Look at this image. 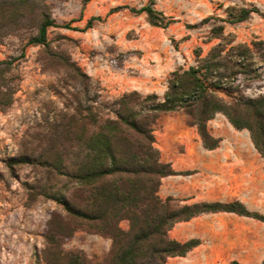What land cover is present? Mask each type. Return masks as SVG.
Segmentation results:
<instances>
[{"label":"trees","instance_id":"16d2710c","mask_svg":"<svg viewBox=\"0 0 264 264\" xmlns=\"http://www.w3.org/2000/svg\"><path fill=\"white\" fill-rule=\"evenodd\" d=\"M79 1L84 7L90 0ZM121 8L145 14L152 26L168 24L150 3L110 12ZM252 13L263 16L255 7L230 6L220 21L236 24ZM31 17L36 31L26 46L39 47L42 65L57 67L72 81L87 83L88 77L76 64L50 47L49 29H70L68 24L51 18L47 5L37 9L28 0H0V30L18 28ZM101 20L90 17L83 30ZM211 32L218 42L204 55L195 49L193 65L169 74L162 99L154 93H123L114 99L112 115L103 116L101 105H82L79 94H71L61 129L55 133L59 143L37 155L21 153L8 160V167L31 166L38 171L34 183L25 185L29 201L46 199L56 205L48 215L35 264H165L199 244L198 239H171L169 231L176 223L222 212L264 224L263 214L237 200L181 204L179 199L158 195L162 178L190 174L176 172L170 163L161 161L154 146V125L160 114L182 111L186 125L195 129L208 151L218 148L221 140L211 135L207 123L221 114L235 130L248 132L264 161V93L250 98L241 92L245 85L262 80L264 42L234 43L223 34L222 25L212 27ZM77 232L109 240L108 250L89 257L79 249H64V242ZM259 264H264V258Z\"/></svg>","mask_w":264,"mask_h":264},{"label":"rangeland","instance_id":"374dc122","mask_svg":"<svg viewBox=\"0 0 264 264\" xmlns=\"http://www.w3.org/2000/svg\"><path fill=\"white\" fill-rule=\"evenodd\" d=\"M28 1L37 9L47 5L51 18L69 25L70 29H49L50 47L63 52L88 80L75 82L57 67L42 65L39 47L26 46L36 31L32 17L22 20L18 28L0 30V264H35L48 215L56 208L50 200L29 201L25 185L34 183L38 171L31 166L8 167V160L21 153L37 155L59 143L55 133L61 129L71 94L78 93L82 105H101L102 115L109 116L114 99L123 93H154L162 99L169 74L193 65L195 49L204 55L218 42L211 32L214 26L222 25L223 34L230 35L234 43L264 42V0H90L84 7L79 0ZM149 3L168 22L166 27L152 26L145 14L127 8L110 12ZM230 6L255 7L263 16L252 13L240 23L221 22ZM90 17L102 20L83 30ZM262 71V80L241 88L245 97L264 93V68ZM207 127L212 136L220 138L221 147L228 148L220 153L232 156L230 148L236 144L234 153L240 150L250 156L246 149L252 152L249 135L235 130L223 115L216 114ZM154 139V146L165 157L174 158L178 153L180 160V154L205 153L182 111L160 114ZM239 221H247L248 234L258 232L250 224L264 225L249 218ZM109 243L77 232L63 247L92 257L102 256ZM178 259L179 264L186 262L181 258L171 261Z\"/></svg>","mask_w":264,"mask_h":264},{"label":"crops","instance_id":"0c3cea01","mask_svg":"<svg viewBox=\"0 0 264 264\" xmlns=\"http://www.w3.org/2000/svg\"><path fill=\"white\" fill-rule=\"evenodd\" d=\"M250 145L252 152L246 148L249 157L239 149L234 153L233 150L238 148L236 144L231 145L234 146L230 148L232 156L220 153V150L228 149L222 148L220 143L211 151L202 148L205 153L180 154V160L178 153L174 158L165 157L158 147L160 157L164 156L161 161L170 163L176 172H190L162 178L158 195L179 199L181 204L237 200L249 210L264 215V161L252 143ZM240 218L246 220V217L219 212L176 223L169 231L171 239L178 242L198 239L199 244L184 257L168 258L165 264H179V259L171 261L175 258L186 260L184 264H229L233 260L240 264L261 263L264 258V225L250 224L258 232L248 234V223L239 221Z\"/></svg>","mask_w":264,"mask_h":264}]
</instances>
